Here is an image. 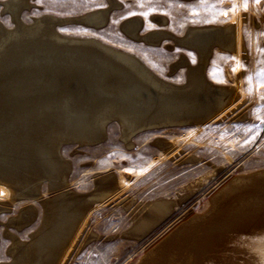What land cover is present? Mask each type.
Returning <instances> with one entry per match:
<instances>
[{
  "label": "rangeland",
  "instance_id": "1",
  "mask_svg": "<svg viewBox=\"0 0 264 264\" xmlns=\"http://www.w3.org/2000/svg\"><path fill=\"white\" fill-rule=\"evenodd\" d=\"M19 1L0 0L3 28L10 30L18 22L32 25L42 16L52 17L56 20L55 30L61 34L93 37L133 52L150 69L178 86H186L190 78L187 75L192 73L189 69L200 65L205 78L216 87L228 89L233 102L210 113L214 98L201 96V102L207 106L194 116L163 115L152 119L153 123H121L110 117L103 132H92L88 140L62 139L58 146L62 160L57 177L60 183L42 172L28 180L21 178L18 186L0 184L1 264L32 261L36 255L34 247L28 262L23 257L24 250L30 243L36 248V239L54 221L56 213L49 215V209L59 207L61 194H65L67 209L77 216L66 222L70 229L65 241L56 246L46 245L45 250L51 249L57 264H154L150 261L151 254L166 241L171 242V247L155 264H197L198 261L199 264H238L245 256L264 258L262 227H242L232 237L214 241L208 232L218 229L221 214L235 210L243 198L254 195L257 202L264 198L261 194L264 181L258 177L264 172V0H247V7L245 0H113L109 9L106 8L110 0ZM104 9L105 16L95 25L92 23L93 26L79 20L84 13ZM128 21L134 23V30L125 28ZM211 26L226 31V40L222 39L224 47L211 43L212 51L209 49L206 60L200 62L194 49L182 45L181 41L190 40L193 30ZM229 30L233 34V47L225 46ZM133 31L137 36L132 35ZM235 178L244 180L234 185L228 196L222 195L224 186ZM162 199L168 207L164 212L151 206V202ZM217 199L220 204L215 207ZM247 209L251 215H264L258 204ZM241 211L246 213V208ZM141 217H149L148 228L136 231L134 225ZM193 219L197 221L191 224L190 230L181 237L174 236ZM150 220L156 221L151 224Z\"/></svg>",
  "mask_w": 264,
  "mask_h": 264
},
{
  "label": "bare ground",
  "instance_id": "2",
  "mask_svg": "<svg viewBox=\"0 0 264 264\" xmlns=\"http://www.w3.org/2000/svg\"><path fill=\"white\" fill-rule=\"evenodd\" d=\"M8 1L10 2V0ZM112 3L113 0H110V6L108 7L107 3L108 8L106 9L111 8ZM3 4L4 3H2V5ZM12 6L14 5L12 4ZM15 8H18V6H15ZM26 9L28 10V8ZM106 9L98 11L92 10V12L88 11L89 13H84V15L82 16L80 15L81 18L79 20L93 26L92 23H94L95 25L96 22L100 20V18L105 16V11H107ZM8 10L7 13L9 14ZM11 12L12 11H10V14ZM53 17H55V15ZM66 21L70 20L66 19ZM55 22L56 20H54L52 17L42 16L40 20H37V22L32 25H29V23L27 25H24L23 22V24L21 22H18L17 25H14L16 27H13L10 30L8 28H3L4 26L2 25V27L0 24V184L4 186H18L20 184L17 185V183L18 181L20 182L21 178H26V180H28V178L35 177L42 172L43 174L47 173L50 178H54L56 180V183H60V180L58 181L59 178L57 179V177L59 176L60 168L62 166V160L59 155L60 150L58 151L60 141L67 138H72L74 140L87 138L89 139V136L93 134L92 132L102 133L105 124L109 119H111L110 117L117 118L121 123H127L130 121H151L152 119L163 115H169L170 117L180 115L183 118V116H187L188 114H192L191 116H194V113H197L201 108H205L207 106V103L204 104L201 102V96H205V98H214L212 100V105L210 106L211 108H209L211 109L210 113H214L219 108L229 105V102L232 99V96L228 89L226 90L225 87L220 88L219 85L218 87H216L205 78L204 74L202 73L203 67L200 65L196 68L189 69L192 73L191 76L187 75V77L190 78L188 79V84H185L186 86H178L177 84L175 85L174 83L167 81L157 72L150 69L147 64H145L139 58V56H137L133 52L125 51L112 45L105 44L93 37L85 38L83 36L77 35L65 36L64 34H61L57 30H55ZM132 26H134V23L128 21V23H126L125 25V28L131 29ZM216 29L211 26L193 30V32L191 33L192 35L189 37L191 39L188 40L183 38L184 41H181L182 39L180 40L182 42L181 44L193 48L197 53L200 62H204L209 54V49H211V46L213 45H211V43H216L218 46L224 47L222 43H224V39L226 40V38L224 37L226 31L223 32V30L219 31ZM168 32L169 31L165 32V35H167ZM229 32H231V30H229ZM131 33L134 36L137 34L136 31H133ZM150 33L153 34L152 31ZM226 35L227 41L225 46L233 47L232 42H234V40H232V32L230 34L226 33ZM171 39H173V37ZM181 60L185 61L186 59L182 58ZM168 117L166 118L167 120L169 119ZM213 117H215V115ZM152 123L150 124L152 125ZM140 125L141 124H139V126ZM150 127L153 128V126ZM94 138L96 139L95 136ZM69 172H71V170ZM60 176H62V174H60ZM258 177L259 179L264 181V172L258 174ZM241 180L243 181L244 179L235 178L230 182L231 184H225L226 187L223 185L224 189L222 188V195L228 196L230 194L228 191H230L234 185L236 186L238 183H240ZM228 182L226 181V183ZM31 186L28 189H31ZM64 193H66V190ZM113 193L114 192H112V194ZM261 194L263 196L264 192H262ZM61 196L62 197L59 207L55 209L50 207L49 209L48 214L50 215L51 212L56 213V217L47 228H41L43 229V231L36 239V248L35 246H33L34 243L29 242L30 244L25 248L26 250H24V255L21 254L23 255V257L26 256V258H28V262L31 259L29 258V256L32 255V251L36 250V255L34 254V257L32 256V261H29L26 264H57V261L55 262L54 259H52V254L54 253L51 254V252L49 251L51 249L47 248L49 250H45L46 245L56 246L59 243L65 241L70 229V227L68 228V226L66 225V222L68 221V219L77 216V213L69 211L67 209L65 205V194H61ZM239 196L240 195H238V197ZM19 197L22 198L20 195ZM26 197L28 198L27 195ZM253 197L254 195H251V197L249 196L248 198H243L240 201L241 203L235 208V210H231L230 212H224L221 214L222 218L218 219V229L214 228L213 230L208 231L211 234L210 236L212 241L221 237H232L234 233L239 230H243V228H264V215L263 217H261V215H251L250 211L247 209L248 207L250 208L254 206V204H258L259 209H262L261 211H263L264 198L262 197L257 202L255 199H253ZM182 198H184V196H182ZM256 198H259V196ZM155 200L156 199H154V201ZM218 200L219 199H217L216 201L215 207L219 206L220 204ZM261 201L263 202L260 203ZM50 203L48 202L47 204ZM166 203L167 202L163 201L162 199V201L160 200L155 203L151 202V206H153L154 209H158V211H163L168 208ZM178 203H180V201ZM126 204L129 205L128 203ZM151 206L150 208L152 209ZM242 208L243 210L246 208V213L243 214V212L241 211ZM219 216L218 218H220ZM245 217H248L249 219L246 221L244 219ZM31 218L32 215L30 219ZM147 218L149 217H141V220H139V222L134 225V230L137 231L142 230L145 227L148 228ZM196 221V219L190 220L187 226L178 230L174 236H183L182 233L190 230L191 224ZM153 222L151 221L150 223L152 224ZM209 222H211L212 224V221ZM76 230L78 231V228ZM6 232L8 231L6 230ZM33 247L35 250H33ZM170 247L171 242L166 241L162 246H160L155 252L151 254L150 261L154 262V264L157 263L159 261H157V258L160 257L165 252V250ZM12 250H14L13 247ZM17 252L18 251H16V253ZM59 253L61 252L59 251ZM15 256L17 257L16 254ZM24 259L25 258H22V260ZM242 259V262L238 264H264V258L257 259L256 257L245 256ZM198 260H200V258H198ZM199 262L200 261H198L197 264H199Z\"/></svg>",
  "mask_w": 264,
  "mask_h": 264
},
{
  "label": "snow or ice",
  "instance_id": "3",
  "mask_svg": "<svg viewBox=\"0 0 264 264\" xmlns=\"http://www.w3.org/2000/svg\"><path fill=\"white\" fill-rule=\"evenodd\" d=\"M257 2H259V0H257ZM244 6L247 7V0H245Z\"/></svg>",
  "mask_w": 264,
  "mask_h": 264
}]
</instances>
